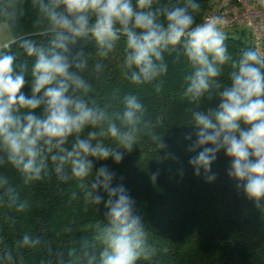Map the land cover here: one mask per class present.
I'll return each instance as SVG.
<instances>
[{
  "label": "clouds",
  "instance_id": "9594fccd",
  "mask_svg": "<svg viewBox=\"0 0 264 264\" xmlns=\"http://www.w3.org/2000/svg\"><path fill=\"white\" fill-rule=\"evenodd\" d=\"M31 7L37 13L35 23L45 29L40 35L49 39L44 45L28 36L19 37L0 47V163L15 168L25 184L52 173L59 182L77 181L85 203L104 204L107 222L97 226L92 243L80 253L82 264H137L151 258L148 232L135 214L134 200L122 185L111 186L114 174L106 166L93 173L90 158L120 163L142 135L153 141L161 138L145 119L146 109L137 95L126 94L119 111L90 100L91 84L82 75L89 68L90 56L82 50L72 53L80 40H93L95 56L107 58L123 39L122 74L135 85L152 84L167 72L166 53L182 54L190 68L184 97L197 105L206 95L220 100L215 109L192 113L196 140L189 151L202 150L189 160L190 165L196 175L203 169L211 182L215 179L209 175L211 166L223 150L230 158L229 177L245 182L242 186L249 199L258 205L264 202V53L249 48L233 59L225 43L222 17L196 23L195 14L201 9L197 0L176 4L31 0ZM22 15L20 0H0V24L9 31L19 27ZM17 41L27 57L33 58L30 68L27 60L17 64V57L5 51ZM226 64L229 83L222 85L219 78ZM103 68L99 60L92 65L97 75ZM28 71L31 96L22 91ZM70 137L74 139L69 147ZM186 139L191 140L192 134ZM101 188L107 193L106 201L97 194ZM0 202L17 211L28 208L5 176H0ZM15 248H46L40 264H64L63 251L52 249L41 236L24 233ZM0 260L16 264L8 248Z\"/></svg>",
  "mask_w": 264,
  "mask_h": 264
},
{
  "label": "trees",
  "instance_id": "16d2710c",
  "mask_svg": "<svg viewBox=\"0 0 264 264\" xmlns=\"http://www.w3.org/2000/svg\"><path fill=\"white\" fill-rule=\"evenodd\" d=\"M20 2L23 15L19 27L12 31L14 38L7 44L28 36L38 44L47 45L49 37L40 35L45 29L35 23L37 13L31 7V0ZM163 2L176 4L183 0ZM197 2L201 9L195 14V22L200 23L206 14L215 10L218 0ZM241 28L234 36L227 31L229 27H223L225 43L233 59L243 50L254 49L248 31ZM123 49L121 39L109 57L99 58L95 56L93 40H80L73 46L72 53L75 55L82 50L90 56L89 68L82 73L91 84L90 100L100 106L110 105V111H119L126 94L137 95L145 106V119L161 138L153 141L150 136L142 135L138 145L124 152L120 163L112 158H90L93 173L106 166L114 174L111 186L122 185L134 200L135 214L141 218L153 250L149 260L141 259L137 264H264V202L258 205L249 199L242 186L245 182L229 177L230 158L223 150L211 166L209 175H215L211 182L203 169L196 175L189 163L202 150L189 151L196 140L192 113L215 109L219 98L206 95L197 105L184 97L185 76L190 68L186 58L178 53L165 54L168 70L152 84H132L122 74ZM5 51L17 57V64L27 60L31 67L33 58L27 57L19 41ZM261 52L264 53V46ZM98 60L104 66L99 75L92 71V65ZM229 71L230 66L224 65L219 78L222 85L229 83ZM25 80L22 91L31 96L30 71L25 73ZM189 133L191 140L186 139ZM73 139L69 138V147ZM0 176L7 177L20 199L28 203L26 210L17 211L0 202V257L8 248L13 251L16 264H40L46 248H15V241L29 233L41 236L52 249L63 251L64 264H82L80 253L92 243L97 226L107 222L104 204L85 203L77 181L59 182L54 173L41 181L25 184L15 168L0 163ZM97 194L104 201L108 199L102 188Z\"/></svg>",
  "mask_w": 264,
  "mask_h": 264
},
{
  "label": "built area",
  "instance_id": "2783aa9c",
  "mask_svg": "<svg viewBox=\"0 0 264 264\" xmlns=\"http://www.w3.org/2000/svg\"><path fill=\"white\" fill-rule=\"evenodd\" d=\"M211 16L222 17L226 21L223 27L245 28L253 48L261 51L264 46V0H218L215 10L203 19Z\"/></svg>",
  "mask_w": 264,
  "mask_h": 264
},
{
  "label": "rangeland",
  "instance_id": "374dc122",
  "mask_svg": "<svg viewBox=\"0 0 264 264\" xmlns=\"http://www.w3.org/2000/svg\"><path fill=\"white\" fill-rule=\"evenodd\" d=\"M242 29L240 26L229 28L227 31H229L232 35L236 36L237 30ZM14 38V33L12 31H9L6 26L0 24V47L7 44ZM41 110H37V114H40Z\"/></svg>",
  "mask_w": 264,
  "mask_h": 264
}]
</instances>
